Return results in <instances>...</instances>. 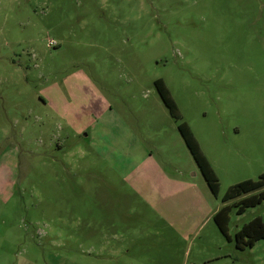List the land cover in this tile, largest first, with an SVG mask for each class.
I'll return each mask as SVG.
<instances>
[{
  "label": "rangeland",
  "instance_id": "obj_1",
  "mask_svg": "<svg viewBox=\"0 0 264 264\" xmlns=\"http://www.w3.org/2000/svg\"><path fill=\"white\" fill-rule=\"evenodd\" d=\"M260 174L264 0H0V264H264L233 240L264 202L208 217Z\"/></svg>",
  "mask_w": 264,
  "mask_h": 264
},
{
  "label": "trees",
  "instance_id": "obj_2",
  "mask_svg": "<svg viewBox=\"0 0 264 264\" xmlns=\"http://www.w3.org/2000/svg\"><path fill=\"white\" fill-rule=\"evenodd\" d=\"M154 84L170 114L178 120L180 118V113L164 82L159 78L154 81ZM178 130L207 182L210 191L214 195H217L219 189L218 178L210 162L202 153L189 126L186 122L182 121L178 124ZM232 199H237V201L228 203V201ZM222 202L223 205L212 215V219L221 234L224 235L226 239L231 240L228 227L229 213L232 207H235L236 213L242 214L248 207H253L264 202V174H260L255 180L246 179L230 185L222 197ZM263 238L264 219L260 216H255L243 223L236 228L233 234L234 244L238 249L252 247L256 241Z\"/></svg>",
  "mask_w": 264,
  "mask_h": 264
},
{
  "label": "crops",
  "instance_id": "obj_3",
  "mask_svg": "<svg viewBox=\"0 0 264 264\" xmlns=\"http://www.w3.org/2000/svg\"><path fill=\"white\" fill-rule=\"evenodd\" d=\"M134 191H136V190H134ZM142 192V191H141ZM141 192L138 190V191H136V195H141ZM222 206V205H221ZM221 206H216L215 207V209L214 210H212V211H210L209 213H210V215L208 216V217H210L211 216V218H212V215L221 207ZM146 210H150V211H152V213H157L158 214V216H159V219L161 220L160 222H161V226H162V222L163 221H165V223H166V226H169V227H171L173 230H174V234H171V236H175V237H180V238H182V240H184L186 237H187V234H188V232H186V231H182V232H180L179 233V231H178V226H179V223L175 220V218H176V214H175V212H171V216H169L170 215V213L169 214H164L163 213V211H161L160 209H158V208H153V207H151V208H148V209H146ZM134 213H137L138 215H142L143 213H145V215H146V211L144 210V212H141V213H139V212H134ZM134 213H130V214H134ZM172 214H173V217H172ZM167 216H169V218L167 217ZM148 222H149V220L148 219H146ZM150 223H151V221H150ZM155 233H156V231H155ZM159 235H160V233H158ZM161 234H162V232H161ZM112 238H114V236L112 237ZM114 252V251H113ZM115 253V252H114Z\"/></svg>",
  "mask_w": 264,
  "mask_h": 264
},
{
  "label": "built area",
  "instance_id": "obj_4",
  "mask_svg": "<svg viewBox=\"0 0 264 264\" xmlns=\"http://www.w3.org/2000/svg\"><path fill=\"white\" fill-rule=\"evenodd\" d=\"M49 44H55V42L53 40H50Z\"/></svg>",
  "mask_w": 264,
  "mask_h": 264
}]
</instances>
